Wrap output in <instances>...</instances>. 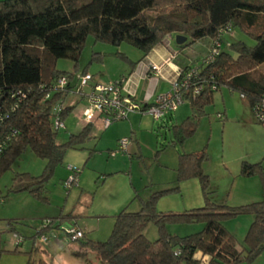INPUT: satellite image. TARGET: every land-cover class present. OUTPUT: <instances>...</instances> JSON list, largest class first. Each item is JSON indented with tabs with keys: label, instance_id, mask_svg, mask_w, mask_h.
Instances as JSON below:
<instances>
[{
	"label": "trees",
	"instance_id": "16d2710c",
	"mask_svg": "<svg viewBox=\"0 0 264 264\" xmlns=\"http://www.w3.org/2000/svg\"><path fill=\"white\" fill-rule=\"evenodd\" d=\"M232 29L247 36L253 45L226 40L224 36ZM176 35L186 38L177 46V56L187 49L193 51L197 45L204 46L205 52L202 61L193 68L191 63L179 64L180 77L194 71L190 86L182 93L190 112L179 124L167 126L174 137L168 146L182 143L194 134L214 92L222 88L238 93L254 117V111L264 103V73L258 68L264 63V0H1L0 175L9 169L13 159L30 150L46 161L43 174L38 177L18 174L13 181L17 191L25 190L45 199L42 196L45 183L53 169L62 163L65 152L69 148L81 149L88 139L92 124H84L65 143L56 140L60 128L54 126V108L59 107L60 120L73 109L63 103L71 89L73 73L56 71V60L69 59L76 63L77 69L85 43L91 37L95 43L132 46L142 54L139 63L166 37L172 39ZM217 43L218 54L206 61ZM184 56L188 57L185 52ZM101 57L99 54L97 59ZM137 63L130 62L131 72ZM62 76L68 78L69 84L65 91L57 92L53 86ZM195 88L199 89L198 93ZM148 106L143 104L142 112ZM177 157V182L197 178L204 197L203 207L182 213L158 212L157 198L172 191L164 190L151 194L146 201L141 200L138 211L130 212L127 206L120 210L104 242L89 240L71 221L76 215H59L35 229L34 235L28 238L32 242L28 251L19 250L25 239L13 232L14 249L3 252L26 255V264H51V256L38 240L67 222L69 237L73 232H82L81 238L70 241H80L82 250L94 252L101 264L254 262L264 250V196L256 202L234 207L216 202L213 191L208 190L209 178L202 170L207 160L205 148L178 153ZM240 174L264 178V167L261 163L243 161ZM178 190L179 187L173 189ZM241 215H250L253 220L243 243L239 244L225 223ZM150 223L158 232L154 241L144 234ZM194 223L203 224L202 230L183 236L168 230L172 224ZM9 226L14 231L11 222ZM43 255L48 259L44 260Z\"/></svg>",
	"mask_w": 264,
	"mask_h": 264
},
{
	"label": "rangeland",
	"instance_id": "374dc122",
	"mask_svg": "<svg viewBox=\"0 0 264 264\" xmlns=\"http://www.w3.org/2000/svg\"><path fill=\"white\" fill-rule=\"evenodd\" d=\"M224 37L253 45V41L237 29ZM184 52L179 54V59L184 64L191 63L193 68L202 61L205 48L197 45L193 51L187 49ZM94 53H100L102 57L92 61ZM141 56V52L126 43L110 46L95 43L89 37L77 69L76 63L69 59L55 61L56 71L74 75L71 89L63 100L65 106L73 109L60 121L63 127L57 132V142L65 143L70 135L78 134L83 128L82 112L94 84L107 88L121 75L128 77L130 62L138 61ZM258 68L264 73V63ZM83 69L93 78L87 86L80 87L77 77ZM144 87L141 84L140 91H145ZM169 88L160 80L157 93H166ZM189 112V103L184 101L176 112L167 113L157 121L147 112L136 111L107 127L98 126L99 121L92 124L83 147L69 148L62 163L53 169L42 192L45 199L36 198L25 190L17 191L13 178L18 174L42 175L46 161L28 149L13 159L9 169L0 175V198L4 200L0 205V264H26V255L3 252L14 249L13 232L25 239L19 250L28 251L32 244L28 238L34 235L35 229L59 215H76L71 221L89 240L104 242L110 236L116 214L126 206L130 212L138 211L141 200L146 201L153 193L172 190L156 200V210L163 214L203 207L204 197L197 178L177 182L178 153L205 148L207 160L202 170L209 178L208 190L213 191L216 202L234 207L260 200L264 196V178L259 175L247 178L240 174L243 161L261 163L264 167V126L254 119L247 102L226 88L214 92L212 102L205 108L206 115L200 119L194 134L182 143L168 146L174 137L167 126L179 124ZM123 140L127 141L125 149L119 147ZM176 187H179L177 192L173 191ZM245 216L252 217H235L226 221L227 226L235 232L240 226L243 231L245 226L241 227L243 223L237 219ZM10 222L14 231H10ZM67 228L69 223L66 222L59 229L46 233L48 240L42 246L51 256V264H101L94 252L82 250L80 241L69 240ZM202 228L201 223L168 226L170 233L179 236L197 233ZM144 234L150 241L156 240V226L148 224ZM43 259L47 260V255H43Z\"/></svg>",
	"mask_w": 264,
	"mask_h": 264
},
{
	"label": "built area",
	"instance_id": "2783aa9c",
	"mask_svg": "<svg viewBox=\"0 0 264 264\" xmlns=\"http://www.w3.org/2000/svg\"><path fill=\"white\" fill-rule=\"evenodd\" d=\"M222 33H224L222 31ZM171 37H166L164 42H169ZM219 44L211 50L206 61L213 60L218 54ZM146 73L149 80L148 88L143 99V104L149 105L146 111L153 119L160 120L169 112H175L180 104L183 103V91L190 86V81L194 75V71L180 77V71L178 75L169 82V90L166 93L158 94L153 97L152 102L150 99L154 94L159 79L161 77V67L160 65L148 63L146 66ZM74 76V75H73ZM72 76V77H73ZM92 75L88 73H81L77 77L80 87L87 86L90 81H92ZM181 78V79H180ZM69 84L68 78L62 76L54 84L53 88L57 92L65 91ZM199 89L195 88V93H198ZM120 84L116 81L115 83L109 85L107 88L101 86L98 83L94 84L92 93L88 96L87 106L82 112V118L84 124H96L99 121L98 126L107 127L111 122L125 119L129 113L132 112H142V105L136 103L132 98L133 95H123L120 93ZM24 98V94L21 95ZM59 107L54 108V126L56 129L63 127L60 122V117L58 115ZM254 118L262 126H264V103H262L255 111ZM127 144L126 140L120 142L119 147L125 149ZM76 172V171H75ZM73 179L71 180V182ZM2 199L0 198V204ZM82 237L81 231L73 232L71 236V241ZM48 237L44 236L40 239L41 243L47 242Z\"/></svg>",
	"mask_w": 264,
	"mask_h": 264
},
{
	"label": "crops",
	"instance_id": "0c3cea01",
	"mask_svg": "<svg viewBox=\"0 0 264 264\" xmlns=\"http://www.w3.org/2000/svg\"><path fill=\"white\" fill-rule=\"evenodd\" d=\"M1 1V0H0ZM177 47H175L173 38L169 41V42H165L163 41L162 44H159L158 46H156L154 49H152L150 51L149 54H147L144 58L143 61L137 63L140 59H138V61H136L137 64H135V66L131 67L133 68L132 72L130 71L129 68V73H128V77L127 78H123L124 75H121L117 82L120 84V89H121V94L123 95H133V100L138 103L139 100H141V105H143V99L144 96L146 94L147 88H148V78L147 76H149V74L146 73V66L148 63L151 64H156V65H160L161 67V77L160 80H163L164 82L167 83V85L169 86V82L172 81L173 79L172 76L176 77L178 75V71L180 69L179 64H184V62L181 60H179V55L177 56ZM100 53H94L92 54V61L97 59L98 55ZM185 65V64H184ZM81 73H86V70H82ZM159 80V81H160ZM144 84L145 91H140V85ZM159 87V83L157 85V88L154 92V94L152 95L150 102H152L153 97L155 95H158L157 93V89ZM137 98V100H135ZM140 104V103H139ZM240 222L243 223V226H245V229L240 228V226H238V230H233V228H231L230 226L226 225V228L228 229V231L237 239L239 244L243 243L244 237L246 235V227L247 229L249 228L251 222H252V217H240ZM241 264H246V263H241ZM251 264H264V250H262V252L260 253V255L257 257V259L252 262Z\"/></svg>",
	"mask_w": 264,
	"mask_h": 264
},
{
	"label": "water",
	"instance_id": "95a60500",
	"mask_svg": "<svg viewBox=\"0 0 264 264\" xmlns=\"http://www.w3.org/2000/svg\"><path fill=\"white\" fill-rule=\"evenodd\" d=\"M173 40H174V44H175V46L177 47V46L182 45V44L186 41V38L183 37V36H181V35H176V36L173 38Z\"/></svg>",
	"mask_w": 264,
	"mask_h": 264
}]
</instances>
